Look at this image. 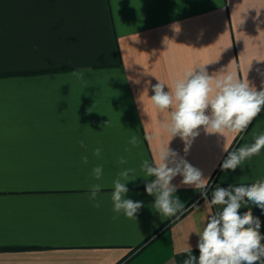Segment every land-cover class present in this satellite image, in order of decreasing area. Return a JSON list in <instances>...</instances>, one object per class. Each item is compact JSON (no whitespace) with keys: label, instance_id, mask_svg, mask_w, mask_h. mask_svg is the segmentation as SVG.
I'll return each mask as SVG.
<instances>
[{"label":"crops","instance_id":"0c3cea01","mask_svg":"<svg viewBox=\"0 0 264 264\" xmlns=\"http://www.w3.org/2000/svg\"><path fill=\"white\" fill-rule=\"evenodd\" d=\"M257 60L264 0H0V264H182L187 243L198 257L196 232L210 215L199 191L175 177L185 209L161 217L145 191L155 178L137 177L170 139L152 85L228 66L260 90ZM199 131L187 154L179 136L169 147L210 177L209 199L216 187L264 179V149L242 168H221L224 145L236 150L264 132V111L234 137ZM125 169L137 177L126 198L143 204L136 219L113 211V182ZM248 207L264 235V210Z\"/></svg>","mask_w":264,"mask_h":264},{"label":"clouds","instance_id":"9594fccd","mask_svg":"<svg viewBox=\"0 0 264 264\" xmlns=\"http://www.w3.org/2000/svg\"><path fill=\"white\" fill-rule=\"evenodd\" d=\"M67 63L70 64V61ZM260 74L264 76V73ZM247 75L248 72L241 76L237 71H229L228 66L209 75L205 65H201L185 71L171 84L157 79L158 83L152 85L154 95L150 100L159 113L166 114L159 121V126L170 139L154 152L151 163L147 159L142 162L144 175L137 177L155 178L148 179L145 191L155 197L153 207L161 217H176L185 209L184 203L176 196L177 186L172 184L178 175L182 177L181 186H191L199 191L210 212L202 230L196 232L199 236V256L192 254V248L187 243L177 253L186 255L182 264H264L261 221L248 207L252 205L264 210V179L251 184L230 185L228 188L216 187L209 199L207 188L210 177H205L201 170L169 147L170 141L179 136L185 145L183 151L187 154L193 140L200 135L201 127L208 134L218 133L223 137L227 134L234 137L244 132L264 111V80L260 90H257ZM165 85L168 91H165ZM151 139L157 140L158 137ZM130 142L136 144V138L133 137ZM80 145L86 147L84 141H80ZM261 149H264V132L255 135L251 144L236 150L229 151L224 145L228 155L221 165L222 170L234 171L238 166L242 168L244 162L259 155ZM100 152L101 149L96 148L94 154L99 156ZM87 160V156L83 157L85 163ZM120 162L123 164L126 161L121 159ZM132 171L125 169L120 172L113 182L111 199L116 214L122 212L127 218L136 219L143 204L126 198L129 191L126 182L137 178H129ZM92 172L94 178L99 180L103 169L97 166ZM100 191V184L90 186L89 199L95 202V207L100 206L96 200ZM217 205L222 208L211 213L213 206ZM242 207L248 210L240 214L238 210ZM192 208H198V205L193 204Z\"/></svg>","mask_w":264,"mask_h":264}]
</instances>
